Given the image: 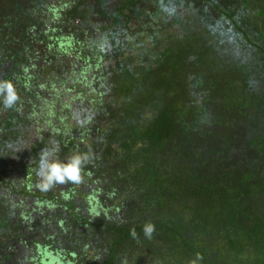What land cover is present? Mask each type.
<instances>
[{
	"label": "trees",
	"instance_id": "16d2710c",
	"mask_svg": "<svg viewBox=\"0 0 264 264\" xmlns=\"http://www.w3.org/2000/svg\"><path fill=\"white\" fill-rule=\"evenodd\" d=\"M61 1L0 0V264H264V0Z\"/></svg>",
	"mask_w": 264,
	"mask_h": 264
},
{
	"label": "clouds",
	"instance_id": "9594fccd",
	"mask_svg": "<svg viewBox=\"0 0 264 264\" xmlns=\"http://www.w3.org/2000/svg\"><path fill=\"white\" fill-rule=\"evenodd\" d=\"M0 97H2V103L5 108L11 109L16 104L18 96L10 81H0ZM90 159L89 155L76 154L71 156L65 163L51 157L49 152H42L38 168L36 169V176L41 181L40 187L46 191L57 184L66 182L80 183L82 167L89 163ZM143 231L145 237L151 239L155 232V225L147 223L144 225ZM136 235L135 230H133V238ZM202 259L203 257L197 253L195 260L191 261V264H197Z\"/></svg>",
	"mask_w": 264,
	"mask_h": 264
},
{
	"label": "flooded vegetation",
	"instance_id": "af4514ba",
	"mask_svg": "<svg viewBox=\"0 0 264 264\" xmlns=\"http://www.w3.org/2000/svg\"><path fill=\"white\" fill-rule=\"evenodd\" d=\"M8 68L7 65L2 66V69ZM3 158H0V183H2V190L0 192V200L1 201H5V204L11 208V215L12 218L14 219L16 213L25 211L26 209H29L31 211L29 216L34 215V212L37 213V211L34 210H38V209H42L43 211L45 210V207H42L40 204L38 205V203H35L36 200H34L32 197H22L19 193L20 189H23V185L20 184L19 180H17L18 183L15 182V180L13 179V177L11 176H19L17 174H20L19 172L15 173L14 168L9 164V155L8 154H4L2 156ZM8 165V166H7ZM12 178L14 180L13 184H18L17 185V189L14 188V190H12L11 188L7 187L6 184H4L3 182L7 181L8 179ZM34 212H33V211ZM32 218V217H31ZM12 219V220H13ZM14 223V222H13ZM31 224V222H30Z\"/></svg>",
	"mask_w": 264,
	"mask_h": 264
},
{
	"label": "rangeland",
	"instance_id": "374dc122",
	"mask_svg": "<svg viewBox=\"0 0 264 264\" xmlns=\"http://www.w3.org/2000/svg\"><path fill=\"white\" fill-rule=\"evenodd\" d=\"M51 3L56 4V5L59 4L58 6H60L61 3H62V1L61 0H57V1L51 0ZM64 8H65V6H64ZM49 12L51 13V11H49ZM3 183L5 184V182H3ZM2 186H3L2 183H0V192L2 190ZM58 186H59V188H58L57 194H59L60 191H68L69 190V188H68V186L66 184H58ZM0 216H2L3 218L5 217V213H4V211L2 209H0ZM16 220L17 219L14 217V219L12 220V222H14Z\"/></svg>",
	"mask_w": 264,
	"mask_h": 264
}]
</instances>
